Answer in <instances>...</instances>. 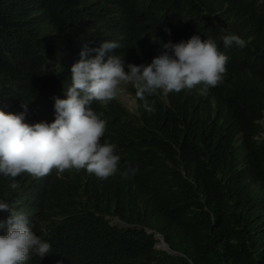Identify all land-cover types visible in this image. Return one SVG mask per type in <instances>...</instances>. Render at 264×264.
I'll return each mask as SVG.
<instances>
[{
    "label": "trees",
    "instance_id": "obj_1",
    "mask_svg": "<svg viewBox=\"0 0 264 264\" xmlns=\"http://www.w3.org/2000/svg\"><path fill=\"white\" fill-rule=\"evenodd\" d=\"M229 34L244 46L225 48ZM193 35L229 58L206 95L197 86L141 101L122 85L93 103L107 121L102 142L121 157L114 175L0 179V199L30 211L51 245L31 264H264V0H0V107L28 105V120L51 123L85 45L119 43L112 54L127 70Z\"/></svg>",
    "mask_w": 264,
    "mask_h": 264
},
{
    "label": "clouds",
    "instance_id": "obj_2",
    "mask_svg": "<svg viewBox=\"0 0 264 264\" xmlns=\"http://www.w3.org/2000/svg\"><path fill=\"white\" fill-rule=\"evenodd\" d=\"M222 42L225 48L245 44L235 34L223 36ZM119 48L114 41H103L95 48L84 46L80 60L71 68L66 99L53 97L51 123L28 120V105H22V112L0 107V179L15 181L26 172L30 183H40L53 169L63 172L73 168L108 178L118 171L121 157L115 144L102 142L107 121L93 110L94 102H111L125 91L122 85H131L141 101L157 93H179L197 86L200 94L206 95L223 83L227 72L229 58L219 50L216 40H201L199 35L178 43L169 41L150 63L128 64L127 70L122 56L112 54ZM144 107L152 110L147 103ZM10 187L16 189L18 184L13 182ZM12 206L0 199V212L8 213L6 221L0 222V229L6 224L5 234L0 235V264H31L34 255L42 260L51 245L30 227L27 214L22 212L30 211ZM155 238L164 249L169 247L158 233Z\"/></svg>",
    "mask_w": 264,
    "mask_h": 264
},
{
    "label": "rangeland",
    "instance_id": "obj_3",
    "mask_svg": "<svg viewBox=\"0 0 264 264\" xmlns=\"http://www.w3.org/2000/svg\"><path fill=\"white\" fill-rule=\"evenodd\" d=\"M125 98H127V102L130 100L129 98H128V96L127 97H125ZM128 105H131L132 104V100H131V102H128L127 103ZM157 248H163L162 246H160V245H158V247Z\"/></svg>",
    "mask_w": 264,
    "mask_h": 264
}]
</instances>
